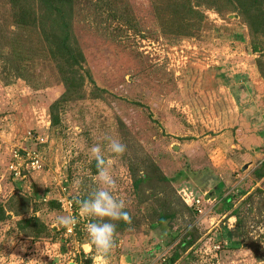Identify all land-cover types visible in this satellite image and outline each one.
<instances>
[{
    "label": "rangeland",
    "instance_id": "1",
    "mask_svg": "<svg viewBox=\"0 0 264 264\" xmlns=\"http://www.w3.org/2000/svg\"><path fill=\"white\" fill-rule=\"evenodd\" d=\"M55 6L0 0V264H264V32L233 0ZM94 145L130 216L106 259L79 204L100 186ZM23 149L43 166L18 178Z\"/></svg>",
    "mask_w": 264,
    "mask_h": 264
},
{
    "label": "clouds",
    "instance_id": "2",
    "mask_svg": "<svg viewBox=\"0 0 264 264\" xmlns=\"http://www.w3.org/2000/svg\"><path fill=\"white\" fill-rule=\"evenodd\" d=\"M108 149L116 155H123L126 152V145L119 139L106 137ZM91 152L96 161L99 187H97L88 198L79 201L80 210L83 215L97 218L87 223L85 230L97 254L106 259L115 246L114 235L116 223L113 221H130L129 213L125 210L124 199L114 195L116 181L111 175L107 165L110 164L102 154L101 147L94 145ZM59 226L71 231L77 223L76 217L67 215L57 218Z\"/></svg>",
    "mask_w": 264,
    "mask_h": 264
},
{
    "label": "trees",
    "instance_id": "3",
    "mask_svg": "<svg viewBox=\"0 0 264 264\" xmlns=\"http://www.w3.org/2000/svg\"><path fill=\"white\" fill-rule=\"evenodd\" d=\"M37 2L41 3L46 8L53 9L54 7L57 8V12H61L60 7L55 6L56 4H67L70 3L72 0H36ZM235 3L236 8L242 13L245 20L248 23L249 29L252 33H260L264 32V0H233ZM52 12L51 10L49 11ZM256 50H259V47H255ZM153 170L158 171L159 168L152 164ZM161 175V174H160ZM150 176V175H149ZM163 176V175H162ZM145 179H147L148 174L143 176ZM139 178V177H138ZM142 177H140L139 180ZM163 178H165L163 176ZM166 179V178H165ZM138 179L136 177L134 178V182H137ZM233 197V194H228L225 198H222L224 204H229ZM236 216L238 217V213L236 210H234ZM239 220V219H238ZM190 235L184 236L183 239L180 241V246H186L189 244ZM178 258L177 253L175 252L172 256V261H175Z\"/></svg>",
    "mask_w": 264,
    "mask_h": 264
},
{
    "label": "built area",
    "instance_id": "4",
    "mask_svg": "<svg viewBox=\"0 0 264 264\" xmlns=\"http://www.w3.org/2000/svg\"><path fill=\"white\" fill-rule=\"evenodd\" d=\"M12 156L13 162L10 165V171L14 176L18 178H24L27 172H32V170H39L43 166V158H41L40 153L35 149H23L22 151L14 150ZM185 196L186 198H184V201L187 204L193 205L198 211L202 210L201 207L203 204L201 200H204V197H202L203 199L194 197L192 192L185 193ZM63 199H65V207L68 208L69 212L72 214V201L68 198ZM209 199L210 198L208 197L207 202L209 201Z\"/></svg>",
    "mask_w": 264,
    "mask_h": 264
}]
</instances>
